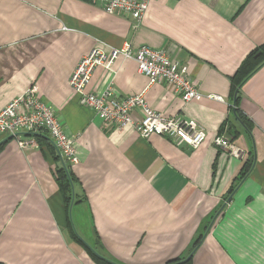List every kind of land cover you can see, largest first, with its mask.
Instances as JSON below:
<instances>
[{
	"label": "crops",
	"instance_id": "obj_1",
	"mask_svg": "<svg viewBox=\"0 0 264 264\" xmlns=\"http://www.w3.org/2000/svg\"><path fill=\"white\" fill-rule=\"evenodd\" d=\"M106 1L0 0V111L38 86L76 142L80 161L71 170L88 238L114 262L166 264L193 254V264H264V64L242 85L251 132L234 117L231 95V77L264 44V0H153L138 27L107 13ZM126 42L167 50L189 66L203 94L223 100L185 103L166 85H149L133 60H118L117 74L97 67L87 90L111 85L130 96L146 89L157 112L205 128L198 148L159 134L143 138L132 126L107 128L80 103L70 85L80 59ZM141 118L137 109L134 119ZM226 121L239 154L213 144ZM250 155L251 170L237 181ZM57 165L38 142L10 139L0 150V264H97L64 229Z\"/></svg>",
	"mask_w": 264,
	"mask_h": 264
},
{
	"label": "built area",
	"instance_id": "obj_2",
	"mask_svg": "<svg viewBox=\"0 0 264 264\" xmlns=\"http://www.w3.org/2000/svg\"><path fill=\"white\" fill-rule=\"evenodd\" d=\"M151 1L107 0L104 10L113 15L129 16L135 22V27H138ZM118 60L135 61L138 70L149 78V85L164 84L179 94L185 103L203 97L223 100L218 95L203 94L191 77L189 66L172 58L167 50L148 46L133 50L131 43L126 42L110 51L95 47L80 59L70 78V85L80 96V103L92 109L107 128L124 130L132 126L143 138L159 134L169 138L176 146L198 148L206 139L205 128L194 119L180 115L167 117L157 112L146 100V89L130 96H117L111 85L101 92L87 90L97 67L117 74ZM137 109L142 112L139 120L134 119ZM40 132L48 134L69 168L79 163L75 139L66 133L56 110L41 99L38 86L32 84L0 111V143L12 138L22 147H27L31 143L36 144L35 134ZM213 144L231 153H240L226 133L215 135Z\"/></svg>",
	"mask_w": 264,
	"mask_h": 264
},
{
	"label": "trees",
	"instance_id": "obj_3",
	"mask_svg": "<svg viewBox=\"0 0 264 264\" xmlns=\"http://www.w3.org/2000/svg\"><path fill=\"white\" fill-rule=\"evenodd\" d=\"M264 64V44L257 47L253 52H251L248 57L243 61L241 66L238 68L237 72L231 77V83H232V109L234 117L241 122L243 127L251 132L253 130L254 124L250 118L243 112V110L240 107V101H241V95H242V85L244 82L262 65ZM220 134L226 133L229 136L237 137V132L232 129L231 124L228 123V121L224 122L222 127L219 131ZM12 138H8L0 143V150L4 146V144ZM231 139H233L231 137ZM35 140L38 142L40 146H46L50 153L53 155L54 160L58 163L56 166V169L54 170V176L56 183L59 187V191L61 192L65 203H66V209L68 211V227L73 235L74 241L81 245L89 255L92 257V259L97 264H118L105 256L104 254H100L92 245H90L83 237L80 236V234L76 231L73 221L70 216V208L72 204V200H75L76 197V190L74 183L77 182V179L75 178L71 168L67 166L64 161L62 160V157L60 156L57 148L53 144L52 140L45 132H40L38 134H35ZM254 162V157L252 155L248 156L245 160V163L239 173V175L236 177L237 181H242L249 171L251 170V167ZM236 182V181H235ZM239 183H236V185L232 184L230 186V189L228 190V194H231L234 192L236 187ZM227 199V198H226ZM83 202L80 200V202ZM76 201L74 202V204ZM202 237L200 236L196 243L193 245V250L198 246L200 243V239ZM97 240V244L99 246V240ZM100 248V246H99ZM101 250V249H100ZM166 264H193V254L189 255L187 257H178L176 259L168 261Z\"/></svg>",
	"mask_w": 264,
	"mask_h": 264
},
{
	"label": "rangeland",
	"instance_id": "obj_4",
	"mask_svg": "<svg viewBox=\"0 0 264 264\" xmlns=\"http://www.w3.org/2000/svg\"><path fill=\"white\" fill-rule=\"evenodd\" d=\"M74 186H75V190L77 194H76L75 200L74 199L72 200V204L70 208V216L73 221L74 227L81 237H83L90 245H92L100 254H103L97 244V240L95 238H88L90 234V228H85L86 226H88V222L81 218L80 211L83 209L77 206V201L80 202V200H82V195L80 192L78 193L79 189L76 186V183H74ZM60 195H61V202H62V215H63L62 218L64 220V229L68 233V236L70 237V239L74 241L73 235L68 227V211L66 209V203H65V200L61 192H60ZM75 201L76 203L74 204Z\"/></svg>",
	"mask_w": 264,
	"mask_h": 264
}]
</instances>
